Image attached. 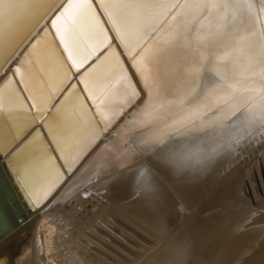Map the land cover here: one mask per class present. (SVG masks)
<instances>
[{
    "label": "bare ground",
    "instance_id": "bare-ground-1",
    "mask_svg": "<svg viewBox=\"0 0 264 264\" xmlns=\"http://www.w3.org/2000/svg\"><path fill=\"white\" fill-rule=\"evenodd\" d=\"M143 2L141 15L120 28L109 15L119 13L102 0H43L40 11H52L0 53L3 62L23 39L3 69L4 143L45 117L65 133L61 169L28 207H41L60 186L58 193L0 247V264H264V0ZM73 23L90 42L69 60L60 38ZM37 33L65 63L49 64L44 81H30L21 95L19 66L9 73V65ZM22 63L30 72L27 55ZM65 74V85L81 86L82 114L75 105L51 109L56 97L48 96ZM124 116L112 142L128 147L98 149V126ZM7 162L14 174L15 157ZM82 187L95 207L82 206Z\"/></svg>",
    "mask_w": 264,
    "mask_h": 264
},
{
    "label": "snow or ice",
    "instance_id": "snow-or-ice-1",
    "mask_svg": "<svg viewBox=\"0 0 264 264\" xmlns=\"http://www.w3.org/2000/svg\"><path fill=\"white\" fill-rule=\"evenodd\" d=\"M42 2L43 0H0V53L11 44V37L15 34L23 32V39L32 35L40 20H43L52 11L54 5L40 11L39 5ZM102 2L105 3V0ZM92 3L95 4V0H92ZM105 4L119 13L115 14L110 11L109 15L114 25L120 28L139 17L144 9L143 0H111L110 3ZM106 11H109V8H106ZM37 14L38 18H35L33 22V17ZM39 37L40 33H37L32 43L21 52L8 69V72L11 73L12 68L19 66L20 79L18 81L13 76V81L16 84V91L20 92L21 95H23V89L29 88L30 81H44L49 64L55 63L63 66L65 63L63 55L55 45L42 48L37 43ZM23 39L19 43H22ZM60 42L69 60H76L75 58H80L87 50L90 41L87 39L81 41L77 34V25L73 23L65 30ZM19 43L4 58L3 62H0V88L8 79V75L3 72L4 65L12 60L15 55V48H19ZM25 55L32 63L30 72L22 63ZM33 56H37L38 59L32 60ZM79 75L78 73L75 80L78 79ZM68 79V75L65 74L60 84L56 85L55 90L49 94V101L56 97L55 102L51 104V109L63 113L66 106L75 105L76 111L82 114L84 113L81 103L83 91L78 83L73 82L65 85L64 81ZM20 81H23L22 85ZM36 115L43 116L44 112L38 111ZM65 120L70 123L71 115L65 117ZM64 135L63 125L50 123L45 117L40 123L33 121L30 126L16 131L7 144L0 138V157H3L5 152L8 153L9 158L15 157L14 182L17 185V190L21 192V199L24 200L26 206H30L29 200L32 197L39 198L41 193L47 192L51 187L53 174L61 169L59 162ZM6 230L3 218L0 216V235ZM2 259L0 257V260Z\"/></svg>",
    "mask_w": 264,
    "mask_h": 264
},
{
    "label": "water",
    "instance_id": "water-1",
    "mask_svg": "<svg viewBox=\"0 0 264 264\" xmlns=\"http://www.w3.org/2000/svg\"><path fill=\"white\" fill-rule=\"evenodd\" d=\"M54 16L55 15H52L51 20L54 18ZM97 19H99V17ZM99 22L101 23L100 19ZM101 51L102 50L99 51V55L97 56V58L100 56V54L103 53ZM18 56L19 55H17L16 57ZM95 58L89 59L87 63L83 66V68L86 69L91 66ZM11 64L12 62L9 66H11ZM70 83H72V81ZM141 97L142 96H139V99ZM130 108L131 111L134 106L132 105ZM47 112L49 111L47 110ZM42 120L39 119L35 122L38 123V121L41 122ZM121 121L122 120L116 123L114 129L120 124ZM114 125L115 124H113V126ZM113 130L111 129V127H109L105 130L104 133H110ZM7 158V152H5L3 157H0V216H2L4 226L7 229L3 232L2 235H0V247L15 238L21 231L25 230L33 220L32 217L26 218L27 215L32 212V209L26 206L24 200L21 199V192L17 190V185L14 182V174L7 162ZM1 255L6 256L8 254L5 252L1 253Z\"/></svg>",
    "mask_w": 264,
    "mask_h": 264
},
{
    "label": "rangeland",
    "instance_id": "rangeland-1",
    "mask_svg": "<svg viewBox=\"0 0 264 264\" xmlns=\"http://www.w3.org/2000/svg\"><path fill=\"white\" fill-rule=\"evenodd\" d=\"M161 24L162 23H160L159 25H158V27H157V30H159L160 29V27H161ZM156 29V28H155ZM106 50H108V48H106L105 49V51H104V53L106 52ZM104 53H102V54H100V56L97 58L96 57V59L94 60V62L92 63V64H94L95 63V61H98V60H100V58L103 56V54ZM91 64V65H92ZM89 68V67H88ZM88 68H86V69H88ZM86 69L85 68H83V69H81L80 70V72L79 73H82V72H85L86 71ZM78 75V74H77ZM76 75V76H77ZM73 83V82H72ZM108 89V87L103 91V93L102 94H104L105 92H106V90ZM84 92L87 94V93H90L91 92V90H86L85 88H84ZM101 94V95H102ZM101 95L97 98V100L95 101V103L99 100V98L101 97ZM136 96V94L133 96V97H135ZM81 103H84V101H85V99H84V96L83 97H81ZM85 110H86V112H90V114H91V116H92V118H93V120L96 122L97 121V116L92 112V111H90V110H88L87 109V107H85ZM132 111V112H131ZM130 111V109L128 110V111H126V113H128V115L130 114V115H132V114H134V112L136 111V107L134 106V108L132 109ZM89 112H88V114H89ZM120 113V112H119ZM119 113H117L116 114V116L119 114ZM89 114V115H90ZM95 115V116H94ZM127 119V116H124L121 120V122L120 123H122L124 120H126ZM110 126V125H109ZM109 126H98V132H99V136H100V138L102 139V142L99 144V146H98V149L99 148H102L101 146H104L105 144H107V147H108V149L111 151V152H118V150L119 149H121V148H125V147H128V144H125L124 146H122V147H120V148H116L115 146H114V144H113V142H114V134H115V132H116V129H118V127H116L115 129H114V127L115 126H110L111 127V129L113 130V131H111L110 133H104L105 132V130L107 129V128H109ZM102 128V129H101ZM145 128H146V126H144L143 127V129L142 130H145ZM105 135V136H104ZM104 136V137H103ZM112 140H113V142H112ZM106 142V143H105ZM112 142V143H111ZM111 143V144H110ZM110 147V148H109ZM112 147V148H111ZM72 174V173H71ZM70 174V175H71ZM256 176V175H255ZM59 188H60V186L59 187H57L54 191H53V193H51L45 200H44V202H43V204L41 205V207L39 206V207H37V208H33L32 209V212H30V214H28L27 216H28V218H30L31 216L33 217V215H35L36 214V212H39V210H42V207L45 205V204H47L48 203V201L50 200V198H52L51 196H53L54 194H57L58 193V190H59ZM84 188V189H83ZM80 191H81V193L82 194H80V196H83V202H81V203H83V205L82 206H86V208H90L92 205H94V206H92V207H95V204L93 203V197H90V195L86 192L87 190H86V188L85 187H82L81 189H80ZM88 194V195H87ZM87 195V196H86ZM89 196V197H88ZM91 199V200H90ZM93 199V200H92ZM89 202V204H88V202ZM92 203V204H91ZM87 204V205H86ZM78 206H80V204L78 205ZM90 206V207H89ZM91 207V208H92ZM39 208V209H38ZM41 208V209H40ZM33 213V214H32ZM44 234H46L47 232H43ZM38 238L39 239H41L40 237H41V230L40 231H38ZM160 245H161V243H160ZM160 245H158V246H160ZM47 248H49L48 247V245H47ZM57 264H60V263H57Z\"/></svg>",
    "mask_w": 264,
    "mask_h": 264
}]
</instances>
